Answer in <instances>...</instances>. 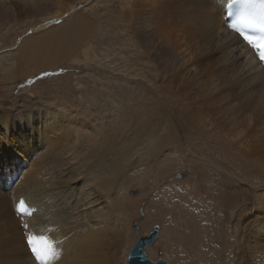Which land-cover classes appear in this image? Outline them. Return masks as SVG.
Masks as SVG:
<instances>
[{
  "label": "bare ground",
  "instance_id": "bare-ground-1",
  "mask_svg": "<svg viewBox=\"0 0 264 264\" xmlns=\"http://www.w3.org/2000/svg\"><path fill=\"white\" fill-rule=\"evenodd\" d=\"M54 1L59 0H19L31 14L47 10V3ZM229 1L133 0L125 16L133 24L140 52L149 58L151 75H146L153 81L155 73L162 81L160 87L181 100L183 109L176 113L200 120L209 131L220 129L237 159L246 163L241 173L248 179L218 175L220 179L210 184L216 187L212 189L214 202L226 212L224 222L209 230L216 240L209 242L206 227L201 229L195 223L199 215L201 219L207 216V202L202 198L195 202L196 219L188 209L181 211L186 222H179L177 228L185 226L186 235L179 240L192 242L191 250L196 251L197 242L206 239L208 246L198 257L204 264H264V68L247 44L229 30L225 17ZM6 9L10 11L8 20L22 16L11 6ZM74 9L72 5L65 17L57 12L55 18L66 20ZM57 30L56 36L39 39L41 42H23L21 51L31 70L52 68L63 53L73 58L92 37L83 15ZM89 54L90 49L83 51L86 62L93 60ZM193 81L205 93L201 97L192 88ZM54 90L64 91L60 86ZM208 93L218 98L211 101ZM153 98L146 100L147 106L134 100L133 110L126 108L122 118L83 115L68 102L50 107L31 99L16 109L8 103L0 105V264H128L134 218L133 198L126 194L134 180L133 140L129 142L133 132L138 135L134 142L142 141L157 131V121L171 117V111L163 110L162 103ZM152 126H157L154 132ZM154 152L157 156L162 153ZM223 180L234 185V190ZM22 199L37 212L19 215ZM29 236L46 237L54 251L42 244L43 259L37 262L29 249Z\"/></svg>",
  "mask_w": 264,
  "mask_h": 264
},
{
  "label": "rangeland",
  "instance_id": "rangeland-1",
  "mask_svg": "<svg viewBox=\"0 0 264 264\" xmlns=\"http://www.w3.org/2000/svg\"><path fill=\"white\" fill-rule=\"evenodd\" d=\"M132 1L59 0L54 1L55 4L54 2H48L47 7H45L47 10L31 14L28 7H26L27 5H23L25 3L19 2V0H0V105L8 103L13 109H16L23 101H30L31 99H33L31 101L45 102L50 107L68 102L69 105H66L77 108V111H80L83 115L122 118L125 117L126 108L133 110V104H136L134 100L137 99L142 106H147L149 101L146 100L150 99V96L151 98L155 96L158 104L159 101L162 103L159 105L163 110L166 108L167 111H171V117L167 120L160 119L157 121V125L159 124L158 127L156 126L157 131L154 132L156 127L152 126L150 130L154 133L150 136H144L142 141L134 142V138L138 135L133 132V138L129 142L132 144L133 140L130 152L133 155L132 173L134 180L133 186L126 192L128 197L133 198V245L131 249L139 238L134 229L136 224L140 226V235L144 237L150 233L153 227L159 226V237L153 246L146 249L151 260L159 261L163 259L169 264H204L202 263L204 260L198 258L200 252L204 251L203 247L208 246V241L213 238L210 234L213 227L226 219L224 208L219 207L220 205L214 202L216 193L212 189H216V187L213 188L210 184H212V181L220 179L218 175H221L223 179L231 180L247 178V174L243 175L244 173H241L244 172L242 166L245 161L242 158L241 161L237 159L236 151L232 149L230 141L220 129L215 128L209 131L202 122L200 123V120L192 117H190L192 119H188L186 115L184 117L178 115L176 110L183 109L181 100L178 101L174 98L170 90L160 87L162 81L155 73H152L155 80H151L149 77L151 75L149 72L151 66L148 65L149 58L140 52L133 37V24L125 16V12L131 6ZM19 4L21 5L19 6ZM72 5L75 7V11L66 16V20L59 21L55 18L58 15L57 12L62 15H59L60 17H63L66 14L64 12L71 10ZM8 6H11V10L12 8L18 12L20 10L19 13L22 16L16 21L8 20L7 17L10 13L6 9ZM80 15L88 20L92 37L87 38V43L77 50L74 59L65 57L63 53L58 57V60L60 58L59 62L52 66L53 69L31 70V63H27V58L21 51L23 42L30 39L41 42L39 39H44L50 35L56 36L57 29L64 24L71 23ZM44 25L48 27L40 30ZM86 49H90L89 55L93 59L92 61L89 60L90 62H86L83 55V51ZM107 54L108 56H106ZM21 55L24 57L22 58ZM137 59L138 65L134 68L133 64ZM11 65H13L12 69ZM21 67H23V70H21ZM147 69L148 71H146ZM64 81H66L65 85L62 83ZM137 81L141 83L139 84ZM134 82L136 83L134 84ZM59 86L64 91L56 93L54 89L59 88ZM12 88H15V91H12ZM192 88L198 97L205 94L200 91L201 86L197 81L192 82ZM137 94L140 95L138 98H136ZM208 94L211 101L218 98L217 94ZM164 98H170L171 100L165 101ZM81 108L83 109L81 110ZM91 110H93L92 115H90ZM186 114L189 115V113ZM224 119H227V117ZM216 123L218 122L216 121ZM130 135L132 137V134ZM151 143L155 144L154 149ZM157 149L160 153L162 151L161 155H156L154 151H157ZM224 154L226 155L224 156ZM208 173H211V175L209 176ZM180 175L184 177L179 178ZM198 180L200 182H197ZM224 181L223 184L228 189L234 190V185L230 186V183L226 184ZM200 198L204 199L210 207L209 210L206 205L208 209L206 208L205 216H207L203 219H201L199 211L195 209V202ZM212 206H214V209ZM184 209H188L192 214H195V219L198 211L199 216L195 223L198 224L199 228L202 225L201 229L205 226L208 230L207 233L205 231L209 236L206 238L208 241L200 239L201 242H197L200 246L196 245V251L191 250L192 242H189V244L186 241L181 242L179 240V237L186 235L185 226L180 228L181 231L177 228L179 222H186L184 214L181 213ZM172 231L174 232L172 233ZM212 240L216 239L210 241ZM208 257H212V255H208Z\"/></svg>",
  "mask_w": 264,
  "mask_h": 264
},
{
  "label": "water",
  "instance_id": "water-1",
  "mask_svg": "<svg viewBox=\"0 0 264 264\" xmlns=\"http://www.w3.org/2000/svg\"><path fill=\"white\" fill-rule=\"evenodd\" d=\"M183 175H180L179 178H183ZM135 233L140 235L141 228L138 224L134 227ZM160 234V227L155 226L152 228L150 233L145 237L138 238L137 242L131 249L128 258V264H169L167 261L161 259L159 261H153L148 256L146 249L151 247L155 244V241L159 237Z\"/></svg>",
  "mask_w": 264,
  "mask_h": 264
},
{
  "label": "snow or ice",
  "instance_id": "snow-or-ice-1",
  "mask_svg": "<svg viewBox=\"0 0 264 264\" xmlns=\"http://www.w3.org/2000/svg\"><path fill=\"white\" fill-rule=\"evenodd\" d=\"M232 28L234 31L240 33L243 36V39L245 41H247V43L249 45L252 46V48L256 49L259 55V58L261 61H264V37L262 38H256V37H252L249 36L247 34H244L241 29L239 27H237V25L233 24ZM17 210L22 214H29V209L25 203L24 200H21L19 202V205L17 207ZM30 242V243H29ZM28 243L31 245L32 247V252L34 255H36L37 257H40L41 259H43V257L40 256V249L37 247V244H43L46 245L47 248L50 251H54L51 242L47 240L46 237H40V238H36L34 236H29L28 237Z\"/></svg>",
  "mask_w": 264,
  "mask_h": 264
}]
</instances>
